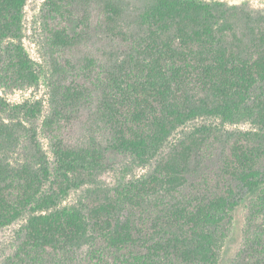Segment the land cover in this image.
<instances>
[{
  "label": "trees",
  "instance_id": "16d2710c",
  "mask_svg": "<svg viewBox=\"0 0 264 264\" xmlns=\"http://www.w3.org/2000/svg\"><path fill=\"white\" fill-rule=\"evenodd\" d=\"M28 1L0 0V89L8 92L41 81L24 45ZM46 5L54 22L52 112L39 125L42 100L0 97V228L26 220L7 264H220L244 202L234 264H264V10L201 0ZM94 23L109 47L75 61ZM73 72L77 79L66 77ZM91 106L106 144L72 146L67 128ZM204 117L223 130L244 120L253 130L202 125L166 149ZM110 152L155 167L114 188L94 187L80 206H62L71 191L96 183Z\"/></svg>",
  "mask_w": 264,
  "mask_h": 264
},
{
  "label": "rangeland",
  "instance_id": "374dc122",
  "mask_svg": "<svg viewBox=\"0 0 264 264\" xmlns=\"http://www.w3.org/2000/svg\"><path fill=\"white\" fill-rule=\"evenodd\" d=\"M47 1L48 0H29L24 16V45L31 59L37 64V68L41 72L40 84L32 89L17 90L12 92L0 89V97L5 98L11 104L22 103L26 100H42L44 102V112L43 117L37 123L39 125L52 112L49 85L54 79L53 63L50 51V30L54 27V22L47 16ZM201 1L223 2L228 5H241L247 3L255 9L264 10V0ZM88 38L89 42L83 46L81 50L75 53V61L81 59L82 54L88 52H96L100 54L109 47L107 42L104 40L102 29L96 23H94L88 32ZM78 73L81 75V82H84L80 70ZM76 75L77 72H73L71 74L67 73L66 77L73 80L77 79ZM85 83L88 84L90 90L94 89L90 82L86 81ZM96 97L97 94L93 92L91 98L92 102L94 101L93 98ZM92 109H94V106L83 108L80 113L77 114V118L68 126L66 137L72 146H80L83 144L93 145L102 141L106 144L105 140L107 136L105 134L103 135L101 132L98 119ZM202 125L216 126L218 127V130L223 132L253 130V125L249 121L245 120L236 122L235 124L230 123L226 125V128L223 130L219 120L211 117L199 118L198 120L189 123L186 127L180 129L179 132L168 142L166 149H168L177 138ZM41 140L45 149L53 159L49 140L42 135ZM220 152L221 144L216 143L212 148L209 160H207L206 171L208 174L211 173V175H213L218 171ZM154 167L155 161L147 166H142L130 155L110 152L106 159V170L101 172V175H99L96 183H94V185L83 186L71 191L70 194L62 200V206L70 208L80 206L87 201L89 198L88 195L94 187L96 188L97 186H101L102 188H114L139 178L147 177L153 172ZM246 203L247 202L242 203L234 212L233 226L222 249L220 264H234V260L241 248L243 242ZM25 223L26 220L22 219L8 227L0 228V264H7L9 259L14 255L20 241L22 227ZM83 255H85L84 251L82 252L81 258L84 257Z\"/></svg>",
  "mask_w": 264,
  "mask_h": 264
}]
</instances>
